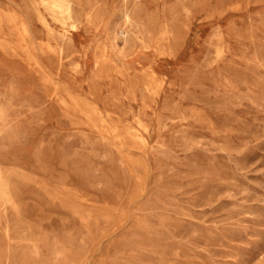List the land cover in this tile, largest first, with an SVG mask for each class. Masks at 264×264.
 Masks as SVG:
<instances>
[{
    "label": "rangeland",
    "instance_id": "1",
    "mask_svg": "<svg viewBox=\"0 0 264 264\" xmlns=\"http://www.w3.org/2000/svg\"><path fill=\"white\" fill-rule=\"evenodd\" d=\"M0 264H264V0H0Z\"/></svg>",
    "mask_w": 264,
    "mask_h": 264
},
{
    "label": "bare ground",
    "instance_id": "2",
    "mask_svg": "<svg viewBox=\"0 0 264 264\" xmlns=\"http://www.w3.org/2000/svg\"><path fill=\"white\" fill-rule=\"evenodd\" d=\"M62 13H63V11H62Z\"/></svg>",
    "mask_w": 264,
    "mask_h": 264
}]
</instances>
